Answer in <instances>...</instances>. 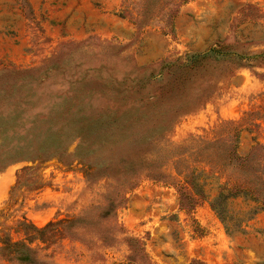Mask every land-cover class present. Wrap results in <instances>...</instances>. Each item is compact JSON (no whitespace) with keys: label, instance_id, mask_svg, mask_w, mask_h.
Wrapping results in <instances>:
<instances>
[{"label":"rangeland","instance_id":"374dc122","mask_svg":"<svg viewBox=\"0 0 264 264\" xmlns=\"http://www.w3.org/2000/svg\"><path fill=\"white\" fill-rule=\"evenodd\" d=\"M151 1L0 0V129H24L33 114V125L46 126L42 119L51 116L57 126L63 123L57 115L70 108L75 116H110L116 133L106 145L91 147L90 161L99 155L108 160L97 179L87 178L83 160L71 161L78 141L68 145L70 155L20 160L1 170L0 230L22 240L18 223L23 216L44 227L86 215L90 225L80 229L82 238L40 243V255L57 264H132L125 237L140 239L153 264L193 259L264 264L261 195L258 202L236 199L224 223L209 200L182 209L176 188L167 183L171 178L150 176L160 170L181 179L188 164L168 159L177 150L167 141L184 145L190 137H227L233 131L226 122L241 126L238 154L264 145V0H190L176 17L174 32L166 23V8L159 10ZM147 9L162 18L141 26L138 13ZM198 54L206 57L189 61ZM180 62L193 66L180 68ZM11 111L19 116L4 123ZM174 112L182 115L167 140L145 147L160 163L140 170L115 221L101 219L109 198L122 195L129 183L125 178L134 171L122 160L136 163L142 157L138 136ZM142 113L149 119L138 120ZM263 158L264 149L254 152V162L262 165ZM188 161L207 176L210 198L216 195L225 176L216 172L221 177L215 179L211 171L219 170L204 159L189 155ZM38 181L42 187L32 188ZM254 210L259 213L249 220ZM115 222L124 233L112 246L101 244L99 236ZM239 229L245 233H236Z\"/></svg>","mask_w":264,"mask_h":264},{"label":"trees","instance_id":"16d2710c","mask_svg":"<svg viewBox=\"0 0 264 264\" xmlns=\"http://www.w3.org/2000/svg\"><path fill=\"white\" fill-rule=\"evenodd\" d=\"M190 0H152L150 5L159 6V10L166 8V23L170 27L171 31L175 30V19L179 15L183 5ZM148 9H150L148 7ZM143 10L139 12L141 26L148 25V23L154 20H161L159 17V11ZM206 57V55L198 54L191 55L189 61H194L195 57ZM187 66H193L190 62L179 63V67L187 68ZM159 99V98H158ZM70 108L67 111L58 114L57 116L63 118V123L56 126L51 116L45 117L42 120L47 124L35 126L33 125V119H30L35 114L26 117L27 122L24 125V129L14 130L10 132V127H3L0 129V139L2 144L0 146V171L5 169L20 160H38L46 159L52 156H64L65 153L70 155L67 151L69 144L78 141L75 152V159L83 160L86 165L85 175L89 180L99 178V171L101 168L106 167L108 160L100 156L97 160L90 161L88 158L89 153L92 151L93 145L104 146L106 145L115 133L113 129H110V116L97 115L89 116V114L74 115L70 113ZM15 112V111H13ZM8 113L4 123L11 122L16 119L19 113ZM23 113V112H22ZM21 113V114H22ZM27 114V113H26ZM68 114L69 117L64 119L63 115ZM2 115V114H1ZM0 115V117H1ZM181 113L163 114L159 119L158 125L155 127L145 128L138 136L137 140L140 144L139 152H142V157L135 163L134 161L122 160L124 168H133V172L125 178L128 180V185L124 186L125 189L120 197L117 199L109 198L108 204L103 208L100 213V218L103 220H114L116 218V212L119 208L125 207L128 202L126 196L128 190L134 189L138 183V174L140 170L150 171V163L159 164L160 160L155 159L150 148H145L157 140H167L169 132H171L173 126L177 123V119L181 116ZM148 114L142 113L138 115V120H148ZM31 123V124H29ZM226 124L232 125L233 133L227 137H215L212 139L190 137V141L187 144L180 145L167 141L172 151H176L168 159L177 161H186V168L188 173H184L181 179L170 177L163 171H152L151 177L157 181H163L164 179H170L166 182L174 186L179 196V204L182 209H193L204 200H209L211 208L216 212L220 219L226 223L231 217V205L238 198H243L245 201H260L261 195L264 199V162L262 165L253 161V155L256 150L262 151L264 145L257 143V146L245 156L238 154V138L241 126L235 125L233 122H226ZM119 132V131H118ZM123 138H126L127 134L122 133ZM188 155V156H187ZM189 155H193L194 158L204 159L211 164L214 170L213 177L220 179L221 176H217L216 172H220L225 176V181L218 185L217 193L210 198V195L206 192L207 176L205 173H197L195 168L189 165ZM153 156V157H152ZM186 156V158H185ZM264 161V158L262 159ZM69 162V161H68ZM70 163V162H69ZM137 163H140L137 166ZM30 168H24L26 171ZM105 169V168H104ZM103 172V171H101ZM180 176L181 173L177 171ZM219 174V173H218ZM243 175V178L238 179L237 175ZM106 175H104L105 177ZM208 176H210L208 174ZM164 183V182H163ZM168 185V184H167ZM42 187L41 181L38 184L32 186L34 189ZM30 188V187H29ZM259 213V210L252 211V216L249 218L254 219ZM18 225L23 229L25 238L22 240H14L7 232L0 230V261L4 264H57L55 261L42 257L39 253L40 243L50 245L58 238L79 237L80 229L86 228L90 225V221L86 215L73 217L70 219H62L55 222H49L44 227H38L30 222L25 216L19 221ZM120 233H124L122 228L117 222L107 226L98 240L101 244L106 246H112L117 240ZM236 233H245L243 229H239ZM131 253L128 255V260L132 264H153L148 261V255L145 252L144 243L136 237H125ZM45 248V247H41ZM186 264H206L199 259H193Z\"/></svg>","mask_w":264,"mask_h":264},{"label":"crops","instance_id":"0c3cea01","mask_svg":"<svg viewBox=\"0 0 264 264\" xmlns=\"http://www.w3.org/2000/svg\"><path fill=\"white\" fill-rule=\"evenodd\" d=\"M5 188H6V185L4 184V186L2 187V193H4V190H5Z\"/></svg>","mask_w":264,"mask_h":264}]
</instances>
